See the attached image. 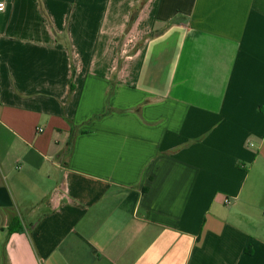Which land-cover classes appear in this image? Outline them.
<instances>
[{"label":"crops","instance_id":"crops-1","mask_svg":"<svg viewBox=\"0 0 264 264\" xmlns=\"http://www.w3.org/2000/svg\"><path fill=\"white\" fill-rule=\"evenodd\" d=\"M0 1V264H264V0Z\"/></svg>","mask_w":264,"mask_h":264},{"label":"built area","instance_id":"built-area-1","mask_svg":"<svg viewBox=\"0 0 264 264\" xmlns=\"http://www.w3.org/2000/svg\"><path fill=\"white\" fill-rule=\"evenodd\" d=\"M5 7H6V2L0 1V11L3 10V9H5Z\"/></svg>","mask_w":264,"mask_h":264}]
</instances>
